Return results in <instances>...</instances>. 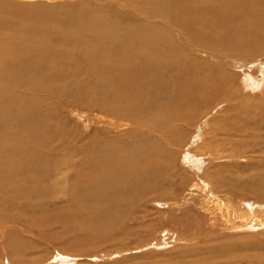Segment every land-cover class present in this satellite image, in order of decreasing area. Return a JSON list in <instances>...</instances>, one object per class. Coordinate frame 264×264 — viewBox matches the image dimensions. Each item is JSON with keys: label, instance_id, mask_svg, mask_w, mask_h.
Here are the masks:
<instances>
[{"label": "bare ground", "instance_id": "6f19581e", "mask_svg": "<svg viewBox=\"0 0 264 264\" xmlns=\"http://www.w3.org/2000/svg\"><path fill=\"white\" fill-rule=\"evenodd\" d=\"M114 1L128 8L134 17L129 18L113 9L104 11L87 6L62 11L54 8L43 10L44 13L36 11L29 26L23 24V12L11 10L12 6L0 5L1 224H15L21 219L34 221L35 218L28 217L23 209H18L21 214L16 216L5 213L3 209L15 208L13 201L28 203L31 205L29 208L34 209V193L40 195L39 199L42 197L39 184L67 168H73V176H77V180L61 190L65 191L64 196H70L69 201L74 206L80 205L87 210V215L81 219L88 221L99 217L98 214L92 217L89 213L92 207L85 206L90 199L99 205L102 212L105 211L103 213L109 219L119 223L123 218L121 205L133 197L146 194L148 187L156 183V178L167 172L163 160L157 156L159 148H162L157 141L164 140L161 143L166 146L176 144L174 133L168 128L194 125L197 116L199 120L207 118L214 111L215 103L211 102L222 91L218 86L225 79L223 76L226 73L222 74L225 71L222 68L216 70L218 74L214 73L215 77L206 70L208 63L191 62L179 50L178 42L172 41L173 37L167 38V32L164 36L153 24L151 26L152 17L163 16V21L167 18L170 22L166 21L176 31H179L177 25L180 26L188 39L185 42H191L195 50L204 48L210 53L250 58L264 49V0ZM223 3H231L229 7L236 6L233 13H229L232 8L228 10L225 5L221 12ZM204 13L212 14L211 22L202 20ZM220 13L225 16L220 17ZM168 33L169 36L175 35L171 31ZM198 59L201 58L197 56ZM226 61L234 63L233 60ZM71 66L76 71L84 68L92 78L91 84L84 88V78H70L66 69ZM215 67H218L217 64ZM259 82L254 84L263 96L264 84ZM68 84L70 88L75 87L72 94L77 96L78 101H81L80 96L84 100L93 99V108H97L104 117L115 119L126 129L139 132L132 134L134 141L125 147L120 146L117 140L102 141L93 149L89 148V156L75 164H68L62 157L59 158L60 153L61 156L65 153L63 145L58 144L64 143L63 136L59 135L58 125L47 123L49 114L40 111L39 107L46 108L44 99H21V95L14 92L27 88V94L40 93L52 97L48 103L64 104L67 102L64 95L68 92ZM157 93H163L162 100L156 101ZM246 107V112L254 114L244 118L238 132L234 130V133L246 134V126H251V141L240 145L250 150L259 146L264 154V97L259 103L248 100ZM235 109L239 114L243 113V108ZM146 133L148 140L145 139ZM48 138L52 140L47 142ZM65 180L70 179L67 177ZM61 181H54L53 185L56 187ZM207 197L213 199L212 194ZM83 202L86 203L81 205ZM215 203L223 206L221 201ZM231 217L238 221L236 215L231 214ZM245 224V229H254L249 226L251 222Z\"/></svg>", "mask_w": 264, "mask_h": 264}, {"label": "rangeland", "instance_id": "374dc122", "mask_svg": "<svg viewBox=\"0 0 264 264\" xmlns=\"http://www.w3.org/2000/svg\"><path fill=\"white\" fill-rule=\"evenodd\" d=\"M230 4L223 3L221 12L225 5L228 10L232 8L228 12L233 13L236 6L229 7ZM0 5L12 6L11 10L23 12V24L29 26L36 11L44 13L54 8L62 11L87 6L104 11L113 9L116 13H125L129 18L134 17L128 8H123L114 0H0ZM206 14L201 16L202 20L211 22L212 14ZM220 15L225 16L223 13ZM161 18L165 17H152L151 26L153 24L164 36L167 32L165 37H173L172 41L178 42L179 50L191 62L208 63L206 70L215 77L214 73L220 68L225 71L222 73H226L222 87L218 86L222 91L211 102L215 103L212 115L200 120L196 119L197 116L194 125L168 128L169 132L174 133L176 144L166 146L162 144L164 140H161L162 143L157 141L158 146L162 147L157 156L163 160L167 172L156 178L157 184L149 186L144 196L133 197L121 205L123 218L119 223L109 219L105 211L103 213L99 205L90 199L85 206L92 207V214L89 212L92 217L97 214L99 217L88 221L81 219L87 215V210L80 205L74 206L70 196H64L65 191L61 190L76 182L73 168L60 170L39 184L42 187L39 193L45 200L34 193V209L29 208L31 205L28 203L13 201L15 208L3 209L5 213L16 216L21 214L18 209H23V213L35 219L32 222L21 219L15 224L0 223V264H264V154L258 149L259 146L250 150L240 145L249 142L252 137L251 126H246V134L243 131L237 133L243 119L254 114L245 111L248 100L259 103L264 97L260 96V89L254 84L260 80L264 84V49L250 58L226 56L218 52L216 56L204 48L195 50L191 42H185L188 39L180 26L177 25L179 31L174 29L175 32L167 18L164 21ZM168 31L176 36H169ZM74 54L79 57L77 51ZM197 56L201 59L197 60ZM226 60H233L234 63ZM66 70L70 78H84V88L91 84L92 78L84 68L76 71L71 66ZM74 89L68 84V92L64 95L67 102L64 104L55 101L48 103L52 97L40 93L27 94V88L14 92L21 95V99H44L46 108L39 107L40 111L49 114L47 123L58 125L59 135L63 136L64 143H57L63 145L65 153L63 156L60 153L59 158L62 157L68 164H75L88 157L89 148L93 149L102 141L117 140L122 147L134 141L132 134L139 132L126 129L123 123L115 119L104 117L97 108H93V99L88 98L90 102L80 96L79 102L77 96L72 94ZM157 94L156 101L162 100L163 93ZM235 108H243V113L239 114ZM234 130L237 132L234 133ZM229 131L231 134H227ZM146 138L149 139L148 133ZM51 140L48 138L47 142ZM137 159L144 161L140 157ZM65 176L70 180L66 181ZM58 180L63 183L55 187L54 181ZM208 194H212L213 199H209ZM217 201H221L223 206L216 205ZM231 214L239 217L237 222ZM246 222H251L253 226H249L254 229H245Z\"/></svg>", "mask_w": 264, "mask_h": 264}]
</instances>
